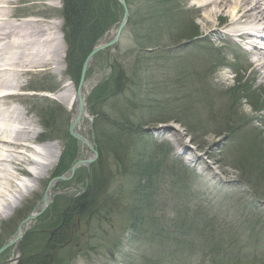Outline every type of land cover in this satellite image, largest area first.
I'll list each match as a JSON object with an SVG mask.
<instances>
[{
	"label": "rangeland",
	"instance_id": "1",
	"mask_svg": "<svg viewBox=\"0 0 264 264\" xmlns=\"http://www.w3.org/2000/svg\"><path fill=\"white\" fill-rule=\"evenodd\" d=\"M105 1L107 8L119 14V19L111 24L97 43L106 42L114 35L123 12L118 0ZM153 2L130 0L128 9L132 18L131 24L122 30L116 46L108 47L109 49L106 48L96 54L86 70L83 90L90 121L82 120L78 124V129L98 149L97 145H100V142L97 118L102 111L108 112L112 115L109 117V127L113 129L118 127L122 132V139H118V144L124 147V151L120 153L123 161L107 157L109 182L105 192L108 195L98 196V201L106 199L108 219L84 224L86 218L84 217L81 226L77 223L78 227L73 225V230L78 228L74 230L77 233L76 239L79 236V241L75 238L73 240L78 241L73 248L74 251L71 252L72 246L69 248L66 245V249L57 252L62 256L67 255L66 258L71 260L66 264H121L124 261L117 253L118 250L112 252L109 250L114 240H119V247L122 246L120 249L124 254L130 252L129 255L134 257V260L144 257L160 259L159 246L167 245L175 250V264H211L210 262L218 264L215 262L218 258L213 257L215 255L213 244L220 240L225 245L231 242L229 239L235 235L228 231L215 236L216 233L209 229L219 228L221 225L219 222L221 210L232 214L239 211L247 216V213L252 215L258 209L257 213L264 218V176L260 181L263 185L260 186L259 183L256 187L249 184L248 178H245L247 176L254 179V176L244 174L241 167L244 160H254L257 163L253 150L256 147L264 160V110L260 111V107L264 106V77L257 78L256 72L252 71L253 67L248 63L251 55L245 52L246 46L242 41L226 34L206 33L204 10L192 4L193 0H164L163 4ZM7 4L8 16L5 20L17 31L4 42L0 52L1 64L13 62L14 65L20 62L18 60L25 62L28 58L35 57L32 54L36 52H29L26 48L10 44L12 38L20 39L23 36V28L26 26L22 22L29 18L44 24L60 20L58 46H63V51L58 48L56 53L64 52L63 60L56 59L55 63L46 60L47 63L23 73L20 77L22 86L12 90V96L0 103V108L5 109L7 115H14V108L21 112L28 135H31L32 131L37 132L36 138L30 142L31 145L34 144L33 150L48 146L50 150L47 153H50L57 149L58 145L59 151L58 158L46 174L43 177L39 176L29 189L25 187L21 189L24 194H21L22 197L16 192V182H12L10 186L12 195L5 196L12 205L6 206L4 212L0 214V248L13 237L17 227L24 220H28L29 223L19 242L9 243L0 251V264H20L21 261L27 260L23 252L27 251V255H30L32 249L30 246L34 244L30 242L27 245L28 249L24 251L22 242L27 241L26 236L34 228L44 226L51 215L55 216L57 212L55 209L61 205L59 203L62 200L61 195L66 198L64 202L68 203L72 198L85 193V186L89 181V177L85 181L87 172L85 166L78 168L80 171L77 170L70 180L64 181L65 183L54 181L51 188L52 201L47 209L36 212L28 219L40 204L49 179L63 167L66 169L67 165L75 160L76 155L78 159H86L91 158L92 154L68 134L72 114L56 98V94L65 88L66 82L76 90V85L65 73L66 45L59 13L62 0H9ZM211 19L213 23H209L208 26L216 24L223 32L226 30L228 16L222 14L218 19ZM147 26L153 38L161 37V43L164 44L165 50H168L167 56L170 58L164 61L163 94L153 87H145L146 79L142 69H137L135 73L133 71L136 60H140L142 55L147 56L135 52L139 48L136 32H139V28ZM194 28L196 36H185V33H193ZM56 33L59 34L57 30ZM138 35L141 36L142 33ZM55 38L54 40L58 41V36ZM196 39L198 40L194 42ZM210 44L218 46L221 53L210 48ZM141 49L138 51H143ZM144 51L152 52L150 48ZM50 56L48 53L45 58ZM195 70L199 73L196 74ZM46 87H49L50 91H44ZM95 89L102 91L106 96L103 101L100 102L95 95ZM114 89L116 93L113 92ZM147 93L149 101L143 97ZM128 100H132V103ZM114 103L119 104L120 110L112 112L111 105L114 107ZM161 109L172 118L165 122L143 124L142 133L139 135L134 132L137 126L132 127L124 119L132 110L137 113L136 115L141 113L139 116L148 119V113L151 117ZM48 112L52 114V118L49 119V127H46L42 115L45 114V119H48L46 116ZM111 120L118 121L115 125L110 123ZM129 120L135 123V119ZM108 130L111 133L110 129ZM225 130H228V133H224ZM247 130L257 132L255 136L245 139L242 133ZM256 136L258 143H255ZM154 141L163 144L161 156H156L153 164L156 172L151 182L152 193L150 195L149 192L150 199L148 198L146 203L139 202L132 189L134 180L137 184V177L134 175L132 177L130 173L136 164V160L132 159L133 153L138 148L147 152V148H143L144 144L148 147ZM49 142H56L57 145L49 146ZM183 148L185 152H182ZM28 154L30 152H27ZM37 154L30 155L23 167L31 168L29 162L32 159L37 160L36 157L43 162L47 161L46 151H42L39 156ZM193 157L198 160L192 161ZM10 168L12 167L9 166L8 170ZM13 174H17L22 180L30 178L20 175L15 170ZM2 200L4 199L0 198V201ZM101 203L102 201L100 205ZM209 208L215 213L207 210V216L215 217L206 221L204 212ZM137 210L139 213L135 215ZM104 214L105 211L102 209L101 215ZM138 217L146 223L133 231L129 224ZM93 227H96L95 232L92 231ZM54 230L52 228L51 232ZM90 231L92 234L86 233ZM28 237L31 239V236ZM91 237L93 247L85 250L82 243ZM121 237L123 238L120 241ZM235 237L247 241L243 235L238 237L236 234ZM185 242L187 244L184 245ZM260 243L263 248L261 251L264 252V238ZM206 244L211 245L209 249L205 248ZM258 253L260 250H256L254 257L249 255V259H256L253 264H264V255L257 258ZM217 261L220 262L219 259Z\"/></svg>",
	"mask_w": 264,
	"mask_h": 264
},
{
	"label": "trees",
	"instance_id": "2",
	"mask_svg": "<svg viewBox=\"0 0 264 264\" xmlns=\"http://www.w3.org/2000/svg\"><path fill=\"white\" fill-rule=\"evenodd\" d=\"M127 4L130 3V0H126ZM148 2L154 1V4L158 3H164V0H147ZM146 6V5H145ZM110 12H109V10ZM60 15L63 19L62 22V32H63V39L66 45V74L67 76L74 82L75 85H77L80 72L82 68V64L86 58V56L89 54L93 46L97 43V41L102 37V35L106 32V30L111 26V24L117 22L119 19V14H116L112 9L107 8L106 1H100V0H62V7L60 9ZM132 18L129 19L128 24H131ZM142 33L141 36L138 34ZM139 32H136V39L138 41L137 47L138 51L136 49L135 52H139L138 54H146L147 56L144 57L142 55V58L140 60H136L135 67L133 69L134 73L137 69L142 71V74L144 73V77L146 79L145 87L150 88L153 87L156 91L158 90L159 93H164V61L170 59L167 55L168 50H165V46L163 43H161V37L160 38H153L150 34V30L147 27L139 28ZM193 33H185V36L187 35H195L196 31L195 28L192 30ZM151 36V37H150ZM161 39V40H160ZM140 40V41H139ZM140 44H143L142 46ZM136 47V48H137ZM150 48L152 52H145V49ZM141 56H138V58ZM166 57V58H165ZM137 58V59H138ZM159 59V60H158ZM149 60V61H148ZM150 62V63H149ZM163 62V63H161ZM151 64V66L149 64ZM147 67V68H146ZM118 72V69L116 70ZM115 72V73H116ZM180 76H178L179 78ZM148 78V79H147ZM178 82V81H177ZM117 89V88H116ZM116 89H114L113 92L116 93ZM95 95L99 98L100 102L105 99V95L100 90H94ZM163 91V92H162ZM114 96V95H111ZM143 97H146V100L149 98V93L144 94ZM109 97H107L108 99ZM149 101V99L147 100ZM129 103H132V100H128ZM49 103V101L47 102ZM112 104V103H111ZM118 103H114V107L111 105L112 112L119 109ZM107 106V104L105 105ZM103 106V108L105 107ZM130 109V107H128ZM149 110V108H148ZM93 111V109H91ZM124 112V111H123ZM93 113H95L93 111ZM128 114V113H127ZM137 113L133 110L124 118L129 125L132 127L137 126L136 130L134 132L136 134H141L142 130L141 127L143 124H150V123H156V122H165L170 120L172 117L167 116L166 112L161 109L160 112L157 114H152L151 117H149L148 113V119H144V116L136 115ZM45 114L42 115L43 124L46 127H49V122L52 118V114L50 115V112L46 115L48 119H45ZM108 112L104 113L102 111L98 118L97 122V128L99 129V137L98 141L100 142V145H97L99 150V157L98 159L90 166L89 172H90V178L88 181V185L86 187L85 193L78 195L77 197L72 198L68 203L64 202V198H60V204L58 208L55 210L57 211L55 216H50V219H48L47 222H45L41 228H34L31 233H29L26 236L25 242H22V245L24 247V251L28 249L27 245L30 242H33V246L31 249V254L27 255L28 252H23L24 257L27 258V260L21 261L20 264H66L68 263V260L71 261L69 258H66L67 255L62 256L61 254L57 253L61 249H66L67 247L70 248L72 246V249L74 246L77 245L79 239L76 235L77 233L74 231L78 228H74L73 225L76 226V223L81 226L82 220L84 217V224L89 222H99L103 219H108L106 215V209H108L107 201L105 198L102 201V205H100V202L98 201V196L108 195L106 191L107 183L109 182V173L107 171V166L109 163L107 162V157L110 156L113 157L116 161H123V157L120 153L124 151V147L120 146L118 144V139H122V132L121 129L114 128L116 131L109 127L108 121L109 117H111ZM113 118V117H112ZM131 119H135V123ZM50 119V120H49ZM118 120H111L110 123L115 124ZM111 133L109 132V130ZM140 129V130H139ZM67 133V132H66ZM252 133V132H251ZM256 133H254L255 136ZM259 134V133H258ZM258 136V135H257ZM255 137V143H258V137ZM162 143H158L156 141L152 142L151 145L148 147L144 144V149H136V151L133 153V158L135 159V165L134 170L131 173L132 177L133 175L137 177V184L134 180V186H133V194L135 196H138L137 199L139 202L146 203L147 199H150V195L152 193V178L154 176L155 166L153 165L156 161V156H161L162 151ZM167 144V143H165ZM134 145V144H133ZM168 145V144H167ZM169 146V145H168ZM255 151V160L257 163L253 160H244V163H242L241 167L243 168L244 174H251L254 176V179H251V177L245 176V178H248L252 181L253 185L258 187L259 184L262 186L263 184L260 182L262 181V177L264 176V160L263 157L260 155L258 151V148L256 147L253 149ZM165 151V150H163ZM258 165H256V164ZM69 166V164L67 165ZM65 168L61 169V171L57 172L60 173L64 171ZM256 174V176H255ZM257 176L259 178H257ZM150 192V195H149ZM107 198V197H106ZM100 208V209H99ZM102 209L105 211L104 215H101ZM138 210L135 211V215H137ZM205 214V212H204ZM79 217V218H78ZM206 221H210L214 219L211 216H206ZM254 222L257 223V220ZM146 223L143 219L141 220L139 217L134 218L130 222L131 230H136V228L142 224ZM232 223V222H230ZM45 228V229H43ZM54 228L55 230L51 232V229ZM96 227L92 228V231ZM210 230H213L209 228ZM224 229V228H223ZM73 230V231H72ZM90 232H86L91 233ZM92 234V233H91ZM251 234V242L253 246H256L258 241L260 240L258 237H260L261 231L260 228H256L254 225L251 227L249 236ZM31 236V239L30 237ZM215 236H217L215 234ZM74 238L78 241L74 242ZM93 238H88L84 243H82V247L85 248V250L93 247L92 244ZM119 240L112 241V245L109 246V250L112 252L114 249H116L119 246ZM256 241L257 243H253ZM236 242V239L232 241ZM219 242H215L213 245L216 246L214 249L216 253H218V257L220 261H223L226 264H253L255 263V260H249L248 256H242L240 253H234L230 250H233V247H229V250L227 248H222L218 246ZM185 244V243H184ZM63 245V246H62ZM62 246V248H61ZM227 246V244L225 245ZM208 247L207 244L205 245V248ZM227 249V250H226ZM74 249L71 251L73 252ZM69 252V253H71ZM254 257V255H252ZM69 257V254H68ZM174 257V252L170 251L168 254L166 253V258L171 259ZM261 257V256H259ZM258 257V258H259ZM71 258V257H70ZM67 259V260H65ZM134 257H131V262L133 264H164L165 261H167L162 255H160V259H157L156 261L148 260L146 257L141 258L140 260H134ZM142 260V261H141ZM140 261V262H139Z\"/></svg>",
	"mask_w": 264,
	"mask_h": 264
},
{
	"label": "bare ground",
	"instance_id": "3",
	"mask_svg": "<svg viewBox=\"0 0 264 264\" xmlns=\"http://www.w3.org/2000/svg\"><path fill=\"white\" fill-rule=\"evenodd\" d=\"M8 2L9 0H0V52L4 46V42L10 39L17 31L12 28L9 21L5 20L8 16L6 11ZM192 4L204 10L206 22L204 26L207 24L205 26L207 34H226L228 37H237L241 41L250 44L252 57H250L248 63L253 67L252 71L258 75L257 78L264 77V0H193ZM222 14L228 16L229 19L225 27L227 31L223 32L216 24L208 26L212 22L211 18L218 19ZM22 24L26 26L23 28V36L20 39L12 38L10 44L19 48H26L29 52H36L32 54L35 57L28 58L25 62L18 60L20 62L14 65L13 62L12 64L6 62L0 63V103L12 96V90L22 86L20 77L23 73L31 68L47 63L46 60L55 63L56 59L63 60L64 57V52L56 53L58 48V50L61 49L63 51V46H58L60 20L56 21V23L55 21H50L48 24H44L37 23L36 19L29 18L24 20ZM56 30L59 33L58 35ZM55 36H58V41L54 40ZM258 40L263 44L259 45L258 49L260 50H257V46L255 45L256 42H259ZM48 53L51 56L46 59L45 57ZM43 59L45 61L42 62L41 60ZM68 84L66 82L65 88L56 94V98L71 111L72 117H74L78 111L79 103L75 100V90ZM13 111L15 112L14 115H7L6 110L0 108V198L5 200H2L4 202L0 201V214L4 212L6 206L12 205L11 201L5 197L7 194L9 196L12 195V192H10L11 183L16 182V192L19 194V197H22L24 194H22L21 189L32 187L33 182L36 183L39 176L43 177L46 174L59 155L56 142H49V146L57 145V149L52 150L50 153H47L50 150L48 146L40 147L39 150H33L30 147V142L36 138L37 132L33 133L32 131L31 135H28L24 127L23 115L21 112H18L17 108H14ZM86 117L88 116L85 110V115L81 117L78 124L82 120L88 121L89 119ZM76 132L81 133L78 125ZM179 145L181 148L183 147L182 142ZM42 151H46L48 155L46 162L39 160L35 156L37 160L32 159L29 162L31 168L26 169L23 167L24 163L29 160L30 155L33 156L38 153L37 155L39 156ZM27 152H30V154L27 155ZM193 158L192 161L198 160L196 157ZM9 166L12 168L8 170ZM13 169L20 175L30 176L29 180L20 179V176L13 174ZM38 208L32 213V216L38 211ZM28 223V220H24L21 223L19 229L10 239V243L15 244V240L20 238L26 227H28Z\"/></svg>",
	"mask_w": 264,
	"mask_h": 264
},
{
	"label": "water",
	"instance_id": "4",
	"mask_svg": "<svg viewBox=\"0 0 264 264\" xmlns=\"http://www.w3.org/2000/svg\"><path fill=\"white\" fill-rule=\"evenodd\" d=\"M120 3H121V5H122V7H123V16H122V18H121V20H120V23H119V25H118V27H117V29H116V32H115L113 38H112L111 40H109L108 42H106V43H103V44H100V45L94 47V48L92 49V51H91V52L88 54V56L86 57V59H85L83 65H82V68H81V74H80V79H79V83H78V90H77V94H76L77 100L79 101L80 105H79V109H78L77 115L75 116L74 119H72V120L70 121L69 132H70V134H71L73 137L82 140L84 143H86L85 138L82 137V136H80V135L76 132V130H75V128H76V124H77L78 120L81 118V116H82V114H83V103H82V97H81V94H80V89H81V87H82V85H83L85 72H86V69H87V66H88V64H89L90 59L93 57V55H94L97 51H99V50H101V49H103V48H105V47H107V46H110V45L114 44V43L118 40L119 34H120L122 28L124 27V25H125L127 19H128L129 12H128V8H127V5H126L125 0H120ZM89 161H90V160H86V161H78L77 163H75V164L69 169L68 177L72 175V173H73V171H74V169H75V167H76L77 165H79V164H83V163H88ZM62 178H63V177H61V179H62ZM51 181H52V180H51ZM51 181H50V182H51ZM50 182H49V183H50ZM48 188H49V185L47 186L46 191H45V193H44V195H43V197H42V205H41V209H43V208L45 207V205H46V202H47V199H48V190H49ZM31 217H32V215H29L28 218H31ZM17 230H18V229H17ZM6 245H8V242H7L5 245H3V247L1 248V250L4 249V248L6 247Z\"/></svg>",
	"mask_w": 264,
	"mask_h": 264
}]
</instances>
